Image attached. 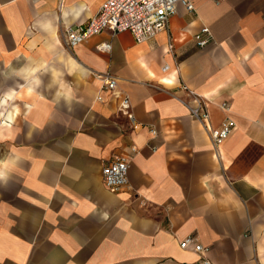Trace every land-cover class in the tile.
I'll return each mask as SVG.
<instances>
[{"label": "crops", "instance_id": "obj_1", "mask_svg": "<svg viewBox=\"0 0 264 264\" xmlns=\"http://www.w3.org/2000/svg\"><path fill=\"white\" fill-rule=\"evenodd\" d=\"M102 1L0 0V264H195L189 235L214 264H264V0H190L144 42L104 30L68 48L66 27ZM181 84L208 98L211 126L234 121L218 147ZM129 144L130 188L111 191L102 166Z\"/></svg>", "mask_w": 264, "mask_h": 264}, {"label": "built area", "instance_id": "obj_2", "mask_svg": "<svg viewBox=\"0 0 264 264\" xmlns=\"http://www.w3.org/2000/svg\"><path fill=\"white\" fill-rule=\"evenodd\" d=\"M222 1L224 0H215L216 3ZM178 5H183L187 11L194 10L190 0H103L97 11L86 21L66 27L63 42L68 48H74L91 36L108 30L112 34L128 31L137 43H141L166 29L168 20L176 12ZM194 38L197 44L203 47L212 37L209 28L204 25L194 34ZM97 48L109 50L110 44L102 43ZM167 68L168 65L162 67L163 70ZM97 77L102 80V92L108 93L114 100L116 113L126 118L132 131L139 130L142 125L135 119L129 96L117 89V79L108 72L98 73ZM180 88L186 96L183 103L189 116L202 125L212 144L218 147L232 133L235 127L234 121L226 116L218 126H211L208 98L196 93L185 84H181ZM97 98L104 101L101 95ZM218 106L225 110L230 107L227 101L220 102ZM149 131L153 137L158 134L155 127H151ZM155 149L154 145L151 146V150ZM137 152L136 145L129 144L121 147L103 164L101 180L106 188L111 191L130 188L128 169ZM179 245L182 249L192 250L200 255L195 264H214L206 257V247L199 242L195 235L184 237Z\"/></svg>", "mask_w": 264, "mask_h": 264}, {"label": "rangeland", "instance_id": "obj_3", "mask_svg": "<svg viewBox=\"0 0 264 264\" xmlns=\"http://www.w3.org/2000/svg\"><path fill=\"white\" fill-rule=\"evenodd\" d=\"M97 76V75H96ZM101 91H102V89H101ZM121 191H123V189H119V190H117V191H115V192H121Z\"/></svg>", "mask_w": 264, "mask_h": 264}]
</instances>
